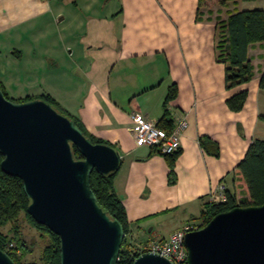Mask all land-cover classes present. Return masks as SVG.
I'll use <instances>...</instances> for the list:
<instances>
[{"label": "crops", "instance_id": "1", "mask_svg": "<svg viewBox=\"0 0 264 264\" xmlns=\"http://www.w3.org/2000/svg\"><path fill=\"white\" fill-rule=\"evenodd\" d=\"M71 1L74 29L63 25L62 6L52 0H0L1 68L7 72L25 59L27 72L45 69L51 77L53 70L63 78L61 92L49 94L120 153L113 188L135 239L166 238L198 220L220 182L246 196L237 164L253 138H264V40L247 48L251 78L227 89L224 64L216 59L217 21L264 9V0H83L82 9ZM94 8L101 20L87 26L81 12L88 17ZM171 85L175 94L166 101ZM243 90L242 108L229 109L226 99ZM133 111L166 125L186 119L173 177L163 154L136 143ZM203 136L218 144V155L201 147Z\"/></svg>", "mask_w": 264, "mask_h": 264}, {"label": "water", "instance_id": "2", "mask_svg": "<svg viewBox=\"0 0 264 264\" xmlns=\"http://www.w3.org/2000/svg\"><path fill=\"white\" fill-rule=\"evenodd\" d=\"M0 154L1 170L21 180L26 212L58 235L59 264H117L123 227L98 203L90 174L116 171L118 150L92 142L49 102L14 101L0 89ZM184 246L187 264H264V201L217 212L184 234ZM0 264L16 263L0 249ZM131 264L173 263L143 251Z\"/></svg>", "mask_w": 264, "mask_h": 264}, {"label": "trees", "instance_id": "3", "mask_svg": "<svg viewBox=\"0 0 264 264\" xmlns=\"http://www.w3.org/2000/svg\"><path fill=\"white\" fill-rule=\"evenodd\" d=\"M218 34L216 39V59L224 64L225 87L231 88L242 82L248 81L252 76V65L248 59L247 48L254 42L264 40V9L255 7L251 9H241L228 14L226 19L217 21ZM259 86L264 89V71L260 75ZM0 89L4 92L3 86ZM175 94V87L171 85L168 88L166 101ZM41 98L49 102L60 113L73 119L80 127L82 132L88 136L92 142L107 143L91 135L82 125L81 121L66 111L53 97L49 94H40L37 96H28L21 100L31 98ZM8 98V97H7ZM246 98V91H240L228 97L226 104L229 109L238 111L242 108ZM167 109H164V115H167ZM167 121V120H166ZM167 125L160 121L159 126L170 128L172 120L168 119ZM201 147L212 155H218V144L208 136L199 138ZM111 145V144H110ZM151 151H157L150 147ZM73 153L76 158L80 157L79 151L73 147ZM178 151L172 154H163L166 157L169 175H174L175 156ZM2 155L0 154V161ZM237 168L246 185L247 195L237 197L234 191L225 190V201L210 202L204 205L198 219L203 221V226L214 214L219 211L232 208L236 205H258L264 201V138H253L243 156L237 164ZM117 171V170H116ZM116 171L102 174L93 170L90 174V186L96 195L98 203L108 212L111 217L118 219L123 227L124 233L129 230L128 222L125 215L124 205L117 196L113 188V178ZM21 180L9 174L4 173L0 168V226L11 224L10 230L12 235L8 236L0 232V249L6 251L16 264H59V237L45 225L39 224L26 212L28 204ZM24 211L32 223L42 231L45 237V244L41 250L40 260L22 263L21 256L27 253L26 245L17 233L15 221L20 211ZM123 238L117 264H131L128 250L123 245Z\"/></svg>", "mask_w": 264, "mask_h": 264}, {"label": "rangeland", "instance_id": "4", "mask_svg": "<svg viewBox=\"0 0 264 264\" xmlns=\"http://www.w3.org/2000/svg\"><path fill=\"white\" fill-rule=\"evenodd\" d=\"M57 7H61L62 13L65 14V21L63 25H68V29H70L71 25L73 29L76 27L77 20L74 19V17L69 18L71 15L69 13V9L73 7V2L71 0H52ZM79 2V8L82 9L81 4L84 2L83 0H77ZM217 0H209L207 3H215ZM99 8L97 9H91L88 11L89 16L86 17L87 11L83 9L81 12V16L84 19V22L88 26L91 25L92 20L96 19V22H100L101 15L98 17ZM98 17V18H97ZM72 20V21H70ZM84 27V26H83ZM79 31L80 29L77 28ZM55 30H53L54 32ZM63 32V30H62ZM59 32H55V35H58ZM25 62V59L20 60V62L14 63V65H11L9 67V71H3L5 66V63H2L0 60V84L3 86L4 92L6 93L7 97L12 100H21L25 97L34 95V94H49L50 92H53V94L60 93L61 88L64 85H61L60 83L63 80V78L54 76V71L52 70V75L50 77V73L45 74V69L41 70V72H38L35 74L27 72L26 68L23 66ZM8 68V67H7ZM49 74V75H48ZM56 77V78H55ZM42 79H45L46 84H43ZM67 81H65L66 83ZM60 84V85H59ZM45 86V87H44ZM50 95V94H49ZM51 96V95H50ZM52 97V96H51ZM242 195H239L238 197H241ZM166 213H160V215H163ZM171 214V213H169ZM196 215V213H195ZM200 216V213L197 217ZM196 217V216H195ZM202 221V220H201ZM203 224V221L201 222ZM15 225L17 226V237L19 236L21 239H23L26 249L29 251L25 253L23 256H21L20 261L22 263H27L30 261H39L41 256V250L46 242L45 237L42 235V231L38 229L32 221L29 219V217L26 215L24 211H20L17 215V219L15 221ZM149 225L148 227H150ZM11 224L7 223L2 226H0V232L6 235H12V232L10 230ZM163 231V230H162ZM164 233V232H163ZM126 244L124 246H130L128 243H130L132 246H139L143 244L144 242L138 241V239H135V236L132 235V237L128 238L125 242Z\"/></svg>", "mask_w": 264, "mask_h": 264}, {"label": "built area", "instance_id": "5", "mask_svg": "<svg viewBox=\"0 0 264 264\" xmlns=\"http://www.w3.org/2000/svg\"><path fill=\"white\" fill-rule=\"evenodd\" d=\"M131 121V132L137 144L154 147L161 154H172L180 148V136L187 126L184 117L173 120L170 128L159 126L140 112L129 114ZM226 186L220 182L217 187L209 193L210 202L225 201ZM201 220L187 221L180 228L173 230L166 238L150 239L139 246L130 243L125 246L131 261L143 251L157 252L167 257L173 264H187V251L184 246V234L201 226ZM132 234L128 230L123 234L125 242ZM124 243L123 245H125Z\"/></svg>", "mask_w": 264, "mask_h": 264}]
</instances>
